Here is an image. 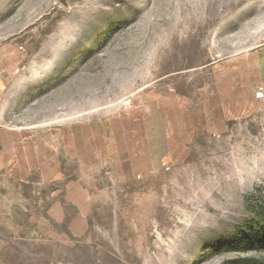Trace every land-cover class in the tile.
<instances>
[{
  "label": "rangeland",
  "instance_id": "1",
  "mask_svg": "<svg viewBox=\"0 0 264 264\" xmlns=\"http://www.w3.org/2000/svg\"><path fill=\"white\" fill-rule=\"evenodd\" d=\"M0 264H264V0H0Z\"/></svg>",
  "mask_w": 264,
  "mask_h": 264
}]
</instances>
